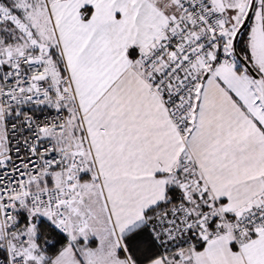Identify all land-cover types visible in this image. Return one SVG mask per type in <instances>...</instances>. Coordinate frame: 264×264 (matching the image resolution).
Instances as JSON below:
<instances>
[{"label": "snow or ice", "instance_id": "6c2138e0", "mask_svg": "<svg viewBox=\"0 0 264 264\" xmlns=\"http://www.w3.org/2000/svg\"><path fill=\"white\" fill-rule=\"evenodd\" d=\"M0 264H264V0H0Z\"/></svg>", "mask_w": 264, "mask_h": 264}]
</instances>
